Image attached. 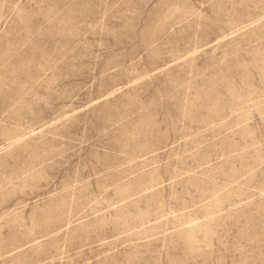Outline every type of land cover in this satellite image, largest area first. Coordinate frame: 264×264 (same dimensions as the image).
Returning a JSON list of instances; mask_svg holds the SVG:
<instances>
[{
    "label": "rangeland",
    "instance_id": "rangeland-1",
    "mask_svg": "<svg viewBox=\"0 0 264 264\" xmlns=\"http://www.w3.org/2000/svg\"><path fill=\"white\" fill-rule=\"evenodd\" d=\"M0 264H264V0H0Z\"/></svg>",
    "mask_w": 264,
    "mask_h": 264
}]
</instances>
